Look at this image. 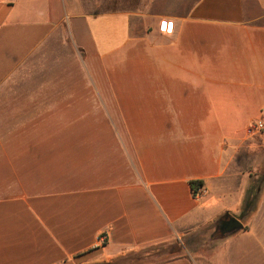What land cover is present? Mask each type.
Segmentation results:
<instances>
[{
  "label": "crops",
  "instance_id": "obj_1",
  "mask_svg": "<svg viewBox=\"0 0 264 264\" xmlns=\"http://www.w3.org/2000/svg\"><path fill=\"white\" fill-rule=\"evenodd\" d=\"M260 124L264 0H0V264L112 261L226 216L247 224L203 264H264Z\"/></svg>",
  "mask_w": 264,
  "mask_h": 264
},
{
  "label": "rangeland",
  "instance_id": "obj_2",
  "mask_svg": "<svg viewBox=\"0 0 264 264\" xmlns=\"http://www.w3.org/2000/svg\"><path fill=\"white\" fill-rule=\"evenodd\" d=\"M147 28H149V25H134L135 33L140 32L141 29L144 30ZM260 130V133L258 132L257 134H255V137H261V135L264 133V126ZM255 157L256 159H258V157L261 158L262 151L259 150ZM247 171L248 173H252L254 175L253 178L264 176L263 166L259 169V171L253 168V166L248 168ZM262 188H264V185L262 186ZM214 218L216 217L214 216ZM221 218L222 217H218L212 221L203 220V222L197 224L193 229L188 231L189 233L187 232L185 235H180L179 238H176V240L178 239L179 242H183L186 244V248L184 249V254L186 257L191 258L197 264H203L204 260L210 259L213 254L218 252V243L222 242L225 239H228V236L220 237L218 234V222ZM242 222L244 225L247 224L245 220Z\"/></svg>",
  "mask_w": 264,
  "mask_h": 264
},
{
  "label": "trees",
  "instance_id": "obj_3",
  "mask_svg": "<svg viewBox=\"0 0 264 264\" xmlns=\"http://www.w3.org/2000/svg\"><path fill=\"white\" fill-rule=\"evenodd\" d=\"M193 196L203 186L201 181L190 183ZM186 244L178 239H171L151 243L140 247L131 254L112 261H103L92 264H166L178 259L188 258L184 254Z\"/></svg>",
  "mask_w": 264,
  "mask_h": 264
},
{
  "label": "water",
  "instance_id": "obj_4",
  "mask_svg": "<svg viewBox=\"0 0 264 264\" xmlns=\"http://www.w3.org/2000/svg\"><path fill=\"white\" fill-rule=\"evenodd\" d=\"M243 228V223L236 217L226 216L218 222V234L220 237L235 234Z\"/></svg>",
  "mask_w": 264,
  "mask_h": 264
},
{
  "label": "built area",
  "instance_id": "obj_5",
  "mask_svg": "<svg viewBox=\"0 0 264 264\" xmlns=\"http://www.w3.org/2000/svg\"><path fill=\"white\" fill-rule=\"evenodd\" d=\"M163 29L168 33L172 32V30H173L172 22H164ZM262 128H263V126L260 124L259 126L252 127V130L255 131V130H260ZM203 193H204V187L202 186L195 193V196H196L195 198H200L203 195ZM101 240H102V242H105V238L103 236L101 237Z\"/></svg>",
  "mask_w": 264,
  "mask_h": 264
}]
</instances>
